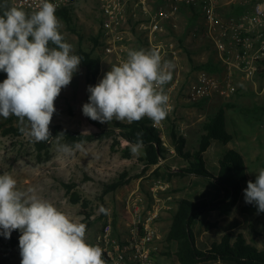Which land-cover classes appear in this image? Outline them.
I'll return each mask as SVG.
<instances>
[{
    "label": "rangeland",
    "instance_id": "rangeland-1",
    "mask_svg": "<svg viewBox=\"0 0 264 264\" xmlns=\"http://www.w3.org/2000/svg\"><path fill=\"white\" fill-rule=\"evenodd\" d=\"M9 4L11 5L13 2L9 0ZM74 16L77 18L79 33L83 35L81 39L76 33L68 30L66 23L59 19L64 38L73 46V51L80 45L89 49L92 35H97L99 40L104 42V45L94 50V55L100 57L101 60L100 74L96 79V83H98L110 70L111 64L126 59L127 53L122 58H118L116 55L107 54L104 51L106 38L103 36L100 26L99 0H82L75 10ZM193 42L188 43L190 44L188 48L192 51L191 56L196 62L215 57L213 55L215 48L212 43L207 44L208 48L205 46L206 48L195 50ZM137 44L136 40L133 41L131 49H138ZM166 60L174 63L172 77L179 76L183 80V86L177 93L174 92V97H171L172 110L164 119L167 123L162 132L164 139L167 143H171L170 133L174 126L180 134L188 138L187 146L190 150L197 148L201 122L218 106L225 102H231L234 106L227 109V126L230 132L235 134V138L228 145L213 140L206 154L212 163H216L223 151L227 147L233 146L244 153L249 171V179L243 183L240 197L229 213H221L215 209L204 213L194 223V232L198 243L206 245L214 239H220L224 232L232 231L234 236L238 232H242L248 241L264 249V212L258 214L257 210L248 212L242 209L245 204L244 189L247 187V182L256 178L257 171L264 168V73L259 72L261 68H264V64L259 66L258 72L252 77H246L240 70H235L236 91L231 97L224 98L219 94H214L205 98L201 106H196L189 104L192 101L185 99L187 98V86L197 74V71L192 69L188 54L180 52L175 59L167 58ZM222 68L224 66L219 72L211 74L222 79L226 72L222 71ZM85 75L86 68L81 63L78 71L73 75L71 83L61 90L56 99V112L50 124L57 123L83 132L100 130L82 113V106L87 99ZM10 124L21 125L14 115H10L8 118L0 116V174L12 173L19 188L34 187L41 197L51 201L60 210L84 224L87 222V216L82 213L83 202L88 200V210L92 211L90 225L86 227V239L89 243H94L103 224L101 208L111 209L116 216L125 196L132 189L139 188L148 191L160 181L165 186L162 193L167 196L169 207L161 218L163 238L155 252L156 264H181L174 255L177 243L175 241L168 243L165 238L173 211L177 207V200L187 197L193 200L206 198L217 202L223 198V193L213 180L192 173H182L181 169L185 165L176 155L162 161L164 163L161 164L158 173H154L156 167L146 169L140 159L144 152L143 147L139 154L133 155L130 151L132 156L125 157L121 151L111 146L112 137L108 136L78 143L81 145L80 148L76 147L77 144L71 146L69 153L57 151L56 139L51 140L46 149L39 150L34 140L25 135L5 134L3 130ZM101 124L105 129L111 125L107 122ZM127 145L130 143L121 138V146ZM123 173H126L127 182L125 185L103 195L104 183L120 179ZM68 183L74 184L71 191H68L65 185ZM73 191L80 197L78 203L72 201ZM204 221L217 222L218 225L207 229ZM14 235L20 237L21 233ZM8 242L0 244V264H21L20 248H10ZM167 244L170 248L167 247ZM165 250H170L171 253H163ZM199 264L212 263L202 262Z\"/></svg>",
    "mask_w": 264,
    "mask_h": 264
},
{
    "label": "clouds",
    "instance_id": "clouds-1",
    "mask_svg": "<svg viewBox=\"0 0 264 264\" xmlns=\"http://www.w3.org/2000/svg\"><path fill=\"white\" fill-rule=\"evenodd\" d=\"M0 116L14 115L20 132L36 142L52 137L50 123L55 101L78 71L82 60L74 54L61 31L52 0H39L35 10L0 0ZM175 65L164 60L156 48L130 49L95 85H89L86 117L100 123L138 122L147 117L153 127L167 118L172 108L164 86L172 79ZM57 151L69 153L60 143ZM77 148L81 145L77 144ZM143 147L141 133L131 145L133 155ZM244 200L264 212V168L249 180ZM101 211H105L101 208ZM19 230L21 264H105L100 246L86 239V225L41 197L34 187L21 189L10 172L0 174V235L10 238Z\"/></svg>",
    "mask_w": 264,
    "mask_h": 264
},
{
    "label": "built area",
    "instance_id": "built-area-1",
    "mask_svg": "<svg viewBox=\"0 0 264 264\" xmlns=\"http://www.w3.org/2000/svg\"><path fill=\"white\" fill-rule=\"evenodd\" d=\"M11 1L29 13L39 3ZM81 1L52 0L56 10L72 12ZM225 2L242 10L226 16L222 10ZM185 7L195 9L203 17L190 33L200 40H209L218 61L227 68L222 79L199 70L187 86L188 100L214 94L231 97L236 91L234 69L252 77L264 64V0H99L100 26L106 38L104 51L122 58L136 40L138 49L156 48L164 60L175 59L179 41L175 30ZM155 127L162 133L164 120ZM164 189L160 181L148 191L132 189L116 216L111 209L102 215L103 224L91 244L101 247L105 264H156L155 252L163 238L161 218L169 207ZM5 241L9 238L0 235V244Z\"/></svg>",
    "mask_w": 264,
    "mask_h": 264
},
{
    "label": "trees",
    "instance_id": "trees-1",
    "mask_svg": "<svg viewBox=\"0 0 264 264\" xmlns=\"http://www.w3.org/2000/svg\"><path fill=\"white\" fill-rule=\"evenodd\" d=\"M235 6L236 5L226 7V16L240 11L235 9ZM0 12H2V10H0ZM56 15L66 23L68 30L76 33L80 39L83 38V35L79 33L76 22L77 18H75L74 12L68 9H60L56 10ZM194 15L196 16L197 14ZM190 31V28L186 29V32ZM178 40L179 44H182L181 38ZM90 42L91 47L89 49L80 45L74 51V54L81 57V63L86 68V90L89 85L96 84V79L101 70L100 57L94 55V50L104 45V42H101L97 35H92ZM204 42L211 44L209 40H204ZM182 47H184V45ZM185 50L193 70H203L211 73L219 71L222 67L216 54H213L215 57L196 62L186 47ZM218 63L220 64L218 65ZM259 72L264 73V68H261ZM6 77L7 74L0 71V82H3ZM182 86L183 84L181 87ZM89 95L90 93L87 91L86 102H88ZM204 99L205 98L192 101L189 104L201 106ZM233 106V103L225 102L206 116L201 122L198 131V147L193 150L188 148V138L185 135L180 134L174 126L171 129V144L175 147L176 156L185 165L181 169L182 173H192L213 180L214 184L223 193V198L217 200V202H212L206 198L193 200L187 197H181L177 200V207L173 211L165 238L168 243L174 241L177 243V249L174 251V255L181 264H199L202 262H209L212 264H264V249L248 241L242 232H238L235 236L232 231L224 232L220 239H214L206 245L198 243L194 232V223L199 220L204 213L215 209H218L221 213H229L232 206L240 197L243 183L249 179V171L247 169L245 156L239 150L235 148L226 149L216 163H212L206 154L213 140H218L226 144L233 139L234 135L227 129V109ZM258 108L263 109L261 106H258ZM90 121L100 130L97 132L75 131L54 123L50 124L52 137L49 141L34 142L39 150H44L49 146L50 141L56 139L61 132H63L64 135L60 139V142L70 146L109 136L112 137L111 146L113 148L121 151L125 157H131L130 145L136 143L137 133H141L144 152L140 159L144 163V168L150 169L159 162L160 158H167L172 154L169 148L164 145L159 129L153 127L151 120L147 117L133 123L113 120L110 127L107 129H105L99 121H94L92 119H90ZM21 126L22 125L19 124L17 126L10 124L3 132L5 134L23 135L20 132ZM117 129L118 132H116ZM121 138L128 141L130 145L122 147ZM159 169L160 166H156L154 173H158ZM177 173L182 174L181 172ZM125 175L126 173L121 174L120 179L116 181L105 182L102 191L103 195L125 185L127 182ZM252 180L254 181L255 178ZM65 185L68 191H71L74 187V184L68 183ZM71 195L73 202L78 203L80 201V197L76 192L73 191ZM88 207L89 202L85 200L83 202L82 213L87 216L86 227L90 225L89 220L92 215V211L88 210ZM103 209L105 211H102L101 215L107 212L106 208ZM242 209L248 212L257 210L255 205L246 202L242 206ZM204 224L207 229L218 225L217 222L210 221H204ZM15 233H19V230H14L12 232L8 242L10 248L19 247V237H15ZM258 233L261 234L260 232ZM167 247L170 248L168 244ZM163 253L170 254L171 251L165 250Z\"/></svg>",
    "mask_w": 264,
    "mask_h": 264
},
{
    "label": "crops",
    "instance_id": "crops-1",
    "mask_svg": "<svg viewBox=\"0 0 264 264\" xmlns=\"http://www.w3.org/2000/svg\"><path fill=\"white\" fill-rule=\"evenodd\" d=\"M232 5H235V4H227L226 2H225V5H223L222 6V10H223V12H224V14L226 15V7H230V6H232ZM235 9H238V10H242V8L241 7H239V6H235ZM194 14H197L196 16L194 15ZM180 21H179V26H178V28L175 30V32H176V34H177V37H178V39H180L181 38V40H182V44H179V41H177V45H178V54H180V52L181 53H183V52H185L186 54H187V52H186V50H185V47H186V49L187 50H189L190 51V53L192 52L188 47H189V45L190 44H188V43H190V42H193V41H195V42H193V43H195L194 44V49L195 50H200V49H203V48H208V45H207V43H205L204 41H201L200 39H198L197 37H194L190 32H186V29L187 28H190V29H194V28H197V26L199 25V24H201L202 23V20H203V17H202V15H200L195 9H192V8H187V7H185L184 9H183V12H182V14H181V16H180V19H179ZM188 25V26H187ZM204 40H207V39H204ZM186 43V44H185ZM184 45V47H182ZM187 45V46H186ZM206 46V47H205ZM144 49H146V48H144ZM216 52V51H215ZM192 54V53H191ZM214 54H216V53H214ZM217 57V56H216ZM209 59V58H208ZM202 61H205V59L204 60H202ZM220 63H218V65H219ZM222 66H224L223 64H221ZM226 69L227 68H225V66H224V68H222V71H226ZM235 70H238V69H234V73H235ZM195 71H197V73H198V71L199 70H195ZM221 71V72H222ZM217 72H219V71H217ZM211 73H213V72H211ZM197 75V74H196ZM235 75H236V73H235ZM183 84V80L182 79H180V77L179 76H173L172 77V79L168 82V84H166L165 86H164V88H165V91L167 92V94L169 95V97H170V101H169V103H170V105H172V98L171 97H174V94L175 93H177V91L181 88V85ZM175 92V93H174ZM187 101H188V99L187 98H185ZM165 122V126H166V120L164 121ZM227 129L229 130V128H228V126H227ZM230 131V130H229ZM233 135H234V137H233V139L235 138V134L233 133V132H231ZM160 135H161V137H162V139H163V143H164V145L165 146H167L168 148H169V150H170V152L172 153L171 155H169V157H167V158H164V159H162V161H164V160H166V159H169L170 157H173L174 155H176V151H175V147L170 143H167V141L164 139V137H163V134L160 132ZM233 139H231L228 143H226V144H224V145H228V144H230L231 142H232V140ZM229 148H235V147H233V146H229V147H227L226 149H229ZM226 149L223 151V153L226 151ZM235 149H237V150H239L243 155H244V153L240 150V149H238V148H235ZM222 153V154H223ZM222 154L220 155V157L222 156ZM245 156V155H244ZM219 157V158H220ZM218 158V159H219ZM245 159H246V157H245ZM162 161H159L156 165H154L153 167H156V166H161V164L162 163H164V162H162ZM218 161V160H217ZM166 165V164H165Z\"/></svg>",
    "mask_w": 264,
    "mask_h": 264
}]
</instances>
